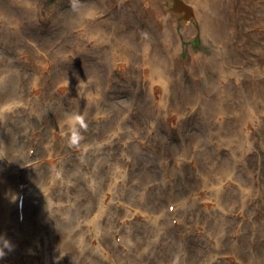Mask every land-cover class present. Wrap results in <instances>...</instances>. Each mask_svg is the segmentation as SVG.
I'll list each match as a JSON object with an SVG mask.
<instances>
[{
    "label": "rangeland",
    "instance_id": "rangeland-1",
    "mask_svg": "<svg viewBox=\"0 0 264 264\" xmlns=\"http://www.w3.org/2000/svg\"><path fill=\"white\" fill-rule=\"evenodd\" d=\"M75 4L0 0V264H264V0Z\"/></svg>",
    "mask_w": 264,
    "mask_h": 264
},
{
    "label": "clouds",
    "instance_id": "clouds-1",
    "mask_svg": "<svg viewBox=\"0 0 264 264\" xmlns=\"http://www.w3.org/2000/svg\"><path fill=\"white\" fill-rule=\"evenodd\" d=\"M73 7H76L75 0H73ZM3 81H0L2 83ZM68 86V80L65 83V88ZM20 106L18 101L11 100L6 102L4 105H0V119H5L8 114L16 110ZM66 129L69 130L66 134L69 135V140L72 145H77L79 141L82 139V136L80 135L79 129L87 128V123L85 121V117L82 113H79L78 111H74L68 116V119L66 120ZM4 247H7L10 249V246L7 241L4 242ZM5 255L4 249L0 248V258H2Z\"/></svg>",
    "mask_w": 264,
    "mask_h": 264
},
{
    "label": "bare ground",
    "instance_id": "bare-ground-1",
    "mask_svg": "<svg viewBox=\"0 0 264 264\" xmlns=\"http://www.w3.org/2000/svg\"><path fill=\"white\" fill-rule=\"evenodd\" d=\"M179 11L182 12L183 11V7H181L179 9ZM158 74H160V73H158ZM216 195H217V191H216V189L214 187L206 186V187L203 188V190H202V192L200 194V197L201 198H208V199H210V201H214V200H216ZM106 198H108V197H106ZM187 220H189V219L186 218L184 221H187ZM70 239H71V236L68 239L62 238L61 241H65L63 243H68V241H70Z\"/></svg>",
    "mask_w": 264,
    "mask_h": 264
}]
</instances>
